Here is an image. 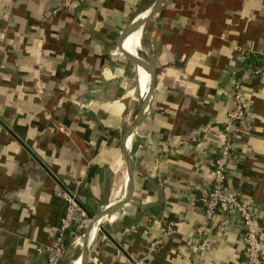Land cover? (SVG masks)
I'll use <instances>...</instances> for the list:
<instances>
[{"label": "crops", "instance_id": "1", "mask_svg": "<svg viewBox=\"0 0 264 264\" xmlns=\"http://www.w3.org/2000/svg\"><path fill=\"white\" fill-rule=\"evenodd\" d=\"M61 2L0 0V264H45L59 192L92 218L60 264H246L238 213L201 236L199 198L239 85L228 189L264 240V75L245 73L264 56V0H88L46 18ZM127 55L154 70L145 108L153 72Z\"/></svg>", "mask_w": 264, "mask_h": 264}, {"label": "built area", "instance_id": "2", "mask_svg": "<svg viewBox=\"0 0 264 264\" xmlns=\"http://www.w3.org/2000/svg\"><path fill=\"white\" fill-rule=\"evenodd\" d=\"M88 0H62L53 10L46 13V18L56 16L61 13H74L78 4H83ZM252 76L264 75V56L260 58V66L252 72H245ZM239 85L235 86L234 109L229 114L227 122L224 124L225 141L222 149L213 162V179L209 188L199 198L203 212L204 222L200 227L199 234L206 235L214 226L217 215L221 209L236 211L240 217L243 227V245L246 264H264V240L261 237L256 218L251 208L237 194L228 189L229 169L233 154L232 129L246 120L247 111L239 91ZM58 196L66 202L65 215L61 220L57 236L51 246L39 248L38 253L46 258L45 264H60L65 257V243L71 235L77 244L82 245L85 231L92 222L91 216L82 207L78 199L70 193L59 192ZM101 221V220H99ZM100 225V224H99ZM175 231L169 229L172 234ZM107 238L104 236L103 240ZM155 244L151 246L153 250ZM129 264H145L144 260H134Z\"/></svg>", "mask_w": 264, "mask_h": 264}, {"label": "water", "instance_id": "3", "mask_svg": "<svg viewBox=\"0 0 264 264\" xmlns=\"http://www.w3.org/2000/svg\"><path fill=\"white\" fill-rule=\"evenodd\" d=\"M140 22H142V21H140ZM139 22V23H140ZM146 22V20H144L143 22H142V24H140V25H138V24H135L132 28H130L129 30H132L133 28H135V27H140V26H143L144 25V23ZM125 37V36H124ZM128 56V58L132 61V62H134L135 64H137L138 66H140V67H142V68H147V69H149V70H151L152 72H153V78H152V83H151V88H150V91H149V93H148V95H147V98H146V100H145V102H144V108H145V106L148 104V102H149V99H150V97H151V94H152V91H153V88H154V76H155V73H154V70L150 67V65H148L147 63H145L144 61H142V60H139V59H137V58H134V57H132V56H130V55H127ZM141 118V114L137 117V119H136V122H135V124L132 126V128H134V126L138 123V121H139V119ZM133 130V129H132ZM129 194H130V191H129ZM128 194V195H129ZM127 199H128V197H127ZM105 216V214H102L101 216H99V218H102V217H104ZM85 255H86V253L84 254V258H85ZM84 258H83V260H84Z\"/></svg>", "mask_w": 264, "mask_h": 264}, {"label": "bare ground", "instance_id": "4", "mask_svg": "<svg viewBox=\"0 0 264 264\" xmlns=\"http://www.w3.org/2000/svg\"><path fill=\"white\" fill-rule=\"evenodd\" d=\"M146 18H148V16H147ZM146 18H145V19H146ZM145 19H144V20H145ZM144 20H143V21H144ZM143 21H142V22H143ZM142 22L138 23V25L142 24ZM144 69H146L148 72H151V70H149V69H147V68H144ZM151 73H152V72H151ZM98 221H99V220H98ZM98 221H97V222H98ZM96 224H97V227L94 229V231L98 228V226H99V224H100V221H99V223H96ZM93 228H94V227H93ZM92 230H93V229H92ZM94 231H93V233H94ZM90 236H91V235H90ZM92 236H93V235H92ZM92 236H91V237H92ZM92 238H93V237H92ZM90 240H91V239H90ZM80 262H81V264H83V259H82V257H81V259L75 261L74 264H79Z\"/></svg>", "mask_w": 264, "mask_h": 264}, {"label": "trees", "instance_id": "5", "mask_svg": "<svg viewBox=\"0 0 264 264\" xmlns=\"http://www.w3.org/2000/svg\"><path fill=\"white\" fill-rule=\"evenodd\" d=\"M83 207V206H82Z\"/></svg>", "mask_w": 264, "mask_h": 264}]
</instances>
